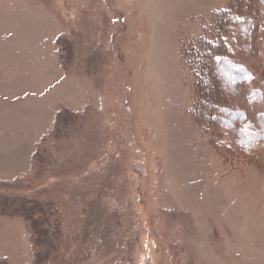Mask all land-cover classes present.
Listing matches in <instances>:
<instances>
[{"label": "rangeland", "instance_id": "374dc122", "mask_svg": "<svg viewBox=\"0 0 264 264\" xmlns=\"http://www.w3.org/2000/svg\"><path fill=\"white\" fill-rule=\"evenodd\" d=\"M232 1L0 0V264H264V172L189 112L192 57ZM252 2L245 39L220 33L251 124Z\"/></svg>", "mask_w": 264, "mask_h": 264}, {"label": "trees", "instance_id": "16d2710c", "mask_svg": "<svg viewBox=\"0 0 264 264\" xmlns=\"http://www.w3.org/2000/svg\"><path fill=\"white\" fill-rule=\"evenodd\" d=\"M259 1L264 5V0ZM229 6L228 10L214 14L215 39L208 41L202 38V51L199 50L197 57H192L197 96L189 112L210 133L213 143H220L221 131L229 132L243 157L264 172V112L258 113L255 123L251 124L243 111L229 103L228 96L236 97L238 86L250 75L234 60L231 50L227 48L226 38L220 34H229L231 30L238 29L245 39L247 30L252 27V19L260 12L252 0H233ZM250 8H253L255 16H249ZM232 39L229 42L235 44ZM251 95L255 98L259 91ZM30 208L35 212L36 207Z\"/></svg>", "mask_w": 264, "mask_h": 264}]
</instances>
